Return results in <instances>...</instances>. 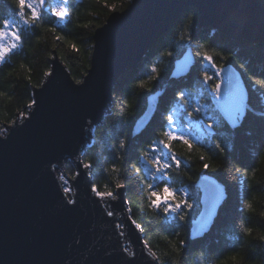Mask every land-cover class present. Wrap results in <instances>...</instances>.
I'll list each match as a JSON object with an SVG mask.
<instances>
[{
    "label": "trees",
    "instance_id": "obj_1",
    "mask_svg": "<svg viewBox=\"0 0 264 264\" xmlns=\"http://www.w3.org/2000/svg\"><path fill=\"white\" fill-rule=\"evenodd\" d=\"M132 1L65 0L68 15L63 23L45 15L30 28L20 30L19 47L0 63V129L27 113L33 88L40 87L50 72L54 52L72 78L82 81L90 68L95 30L112 12L124 11ZM17 8L15 0H0V27L10 14L16 15ZM188 45L195 65L186 76L172 78L174 63ZM205 53L218 68L233 65L240 72L250 106L238 129L226 126L230 129L228 145L217 141V148L216 139L214 145L189 140L193 145L189 149L182 141H170L165 136L167 116L180 92L187 97L197 89ZM156 76L159 79H152ZM163 89L155 115L141 134L134 135L148 97ZM252 108L260 111L253 113ZM93 137L82 155L84 164L91 165L93 185L100 192H116L117 183L124 185L130 217L141 226L144 242L158 264H264V43L235 40L213 27L200 26L197 9L187 6L149 46L140 62L119 77L110 113L95 128ZM120 140L126 142L124 150L118 148ZM160 141L168 143L171 154L180 161L178 167L167 170L168 186L185 185L195 198L200 194L195 186L198 177L209 174L226 189L227 199L215 225L195 241L190 235L191 221L200 210L195 212V203L181 213L184 220H168L162 209L150 203L148 184L156 182L144 167L155 154L151 146L155 142L158 147ZM205 163L209 169H204Z\"/></svg>",
    "mask_w": 264,
    "mask_h": 264
},
{
    "label": "water",
    "instance_id": "obj_2",
    "mask_svg": "<svg viewBox=\"0 0 264 264\" xmlns=\"http://www.w3.org/2000/svg\"><path fill=\"white\" fill-rule=\"evenodd\" d=\"M187 6L197 9L200 26L235 40L264 43V0H133L95 30L90 68L79 83L54 52L51 75L33 88L36 103L28 108L27 118L18 116L0 134V264H158L130 217L125 189L116 190L115 200L98 197L92 191L91 169L82 167V155L90 145L89 128L95 130L110 113L119 77L140 62ZM194 65L188 45L171 77L186 76ZM223 68L226 74L231 69L243 119L248 90L233 65ZM164 90L148 97L134 135L151 121ZM221 117L231 129L240 127L230 111ZM203 127L215 133L205 122ZM68 163L76 169L73 178L66 177L73 186L70 194L57 175L58 170L65 175ZM211 181L223 190L219 200L213 198ZM195 186L201 197L190 227L194 241L210 231L227 199L224 185L209 174H201Z\"/></svg>",
    "mask_w": 264,
    "mask_h": 264
},
{
    "label": "snow or ice",
    "instance_id": "obj_3",
    "mask_svg": "<svg viewBox=\"0 0 264 264\" xmlns=\"http://www.w3.org/2000/svg\"><path fill=\"white\" fill-rule=\"evenodd\" d=\"M15 2L18 4V8L16 11V15L20 18V20L25 25L31 26V24H35V22L40 20V12L37 10L36 4L43 5L45 0H15ZM106 2V0H105ZM30 13V16L26 17L25 10ZM52 15L57 17L58 19H64L68 13L66 8L64 7H58L56 9H53ZM11 38V43H7L6 38ZM22 41V36L20 32V28L17 25V22L13 18H7L2 21V27H0V63L5 61V58L13 51V49L17 48ZM72 47L75 49L76 46L72 45ZM78 50V49H77ZM202 59L209 62L210 66L214 71L211 75H209L207 72L204 73L202 84L207 89L208 92V109L209 111L216 114L218 117H221L223 114H226L227 112H231L238 121L242 122V109L238 100V93L237 90L233 88V75L231 74V69L227 70V74L225 72V69L223 67H216V65L212 62V57L208 56L206 53L202 57ZM155 71V69H153ZM45 75H51V72L46 73ZM152 79H159L158 76L152 77ZM215 79H219V83H215L214 86H210L208 84L209 81H214ZM79 83V81H78ZM223 86V87H222ZM141 88H144L145 85L141 84ZM184 93H179V98H183ZM36 101L32 100L28 107L31 108L33 105H35ZM197 112L200 111L199 108L196 109ZM21 118H27V113H21ZM189 116L192 115V113H188ZM175 124V121L173 120V117L171 115L167 116V128L169 131L165 132V136L169 138L170 141H176L180 140L184 144L188 145L189 149L193 147V145L190 143V141L184 137L183 135H178L175 131H173V125ZM209 128L212 127L211 124L208 125ZM0 132L7 133V129H0ZM163 144V142H161ZM126 147L125 140H120L118 144V148L120 150H124ZM152 151L153 153L157 152L159 149L155 146V142L153 143ZM163 147L170 150L169 144H163ZM220 145L217 144V148H219ZM167 159V157H165ZM201 159H204L203 156H201ZM149 163L154 167L155 171L153 172L152 179L156 182L149 183L148 189L150 190L148 195L150 198V203L153 207L156 209H162L164 213H179L182 211L183 208H192V204L188 203L187 200L179 199L175 192L168 186L167 184V170L173 166H179L180 161L176 158L175 154H171V159L169 162H162L159 157H156L149 161ZM83 168L87 169L90 168V164H83ZM204 169H209V164H204ZM115 170V169H114ZM214 170V169H213ZM139 171V169H137ZM237 172L241 171L239 168L236 169ZM79 175V173H77ZM207 180L208 177H205ZM211 184L213 186L212 195L213 198L216 200H219L223 195V190L220 188L219 185H216L214 181H211ZM124 187V185L117 183L116 188L120 189ZM159 187V190L157 188ZM65 192L70 191V189L65 188ZM92 191L100 198L104 197H110L113 200L117 198V194L112 191H106V192H100L97 190V187L95 185L92 186ZM68 204H74V200H69L67 202ZM129 212H131V209H128ZM108 216H112L113 213L111 211L107 212ZM180 220H184V215H179ZM135 223V221H133ZM137 228H140L141 226L139 224H136ZM123 235V233H121ZM264 238V237H262ZM181 244L184 243V241H180ZM130 257H134V252H128L127 248L123 249ZM232 260H238L242 259L239 257H231Z\"/></svg>",
    "mask_w": 264,
    "mask_h": 264
},
{
    "label": "rangeland",
    "instance_id": "obj_4",
    "mask_svg": "<svg viewBox=\"0 0 264 264\" xmlns=\"http://www.w3.org/2000/svg\"><path fill=\"white\" fill-rule=\"evenodd\" d=\"M64 2H65V0H47V1H45L44 6H42L40 4H36V7H37V10L40 12V17L42 18L45 15H52L53 9H56L58 7H64L65 8L66 2L65 3ZM25 13H26V17L30 16V13L27 11V9L25 10ZM8 18L15 19L20 30L30 28L29 25L23 24V22L20 20V18L17 15L11 16V14H10V16ZM65 18L64 19H58L56 17V19H57L56 22L61 24L64 22ZM1 27H2V25H1ZM5 42L11 43L12 42L11 38L10 37L6 38ZM17 48H15V49H17ZM15 49H13V51ZM201 69H202V75L199 78V81H198L199 85L197 84V89L193 92V94L187 95V97L184 96L183 98H179V100L176 101L174 107H172L173 109H172L170 115L173 117V120L175 121V124L173 125L172 130L175 131L178 135H183L188 140L199 141L200 143H204L206 140L209 143L213 144L214 139H216L215 140L216 144H217V141L218 142L221 141V144L224 143L225 145H228V142L230 139V129H228L226 127L222 117H218L216 114L209 111V109H208V92H207V89L202 84V79H203L204 73L207 72L209 75H211L212 72L214 71V69H212L209 62L204 60V59L202 61ZM218 82H220L219 79H215L214 81H209L208 84L210 86H214V84L218 83ZM185 97H186V99H185ZM197 108L200 109L199 112L196 111ZM188 113H192V115L189 116ZM20 117H21V115H20ZM203 118L208 120V122L212 125V127H215V129L217 130V135L213 136V135L207 134L205 132L203 125L200 122V120ZM168 131H169V129H168ZM233 131H235V130H233ZM0 134H3V133L0 132ZM93 134H94V129H93V127H90L89 128V135H88L90 145L93 142V138H94ZM161 142H163V144H168L164 141H160L158 143V147H157L159 150L157 152H155L152 159L159 157L162 162L166 163L167 159L169 158V155L171 154V150L164 148L163 144ZM165 157H167V159H165ZM144 170L146 172H148L151 176L153 175V172L155 171L154 167L151 164H147L144 167ZM64 173L66 176L63 174V172L61 170L57 171V175H58V178L62 184L63 189H65V188L70 189V191H68V192L64 191V192L66 194H70L72 192L73 186L69 182V180L75 176L76 169L72 166V164L68 163L67 171ZM167 178L168 177H166V179ZM170 188L175 192L176 196L179 199L187 200L188 203H190V200H191V202H193V203H190V204H193V205L195 203V205L197 207L195 212L200 209V201L198 200L201 197L200 194L198 196H196L195 198H192L191 189L185 185H181L179 188H176V187H170ZM197 192H199V190ZM114 193H116V192H114ZM109 198L110 197H104L102 199L104 201H107ZM187 210H188V208H183L182 211L179 213L169 212V213H166V216H167L168 220H172L175 218H179V215H181V213H183V211L187 212ZM217 218H216V220H217ZM216 220H215L213 226L215 225ZM120 222H121L120 223L121 228L123 229L125 226H123L122 218L120 219Z\"/></svg>",
    "mask_w": 264,
    "mask_h": 264
},
{
    "label": "bare ground",
    "instance_id": "obj_5",
    "mask_svg": "<svg viewBox=\"0 0 264 264\" xmlns=\"http://www.w3.org/2000/svg\"><path fill=\"white\" fill-rule=\"evenodd\" d=\"M245 106H247V107H249L250 105H249V103H246V105ZM253 110V113H257L258 111H260V110H258V109H256V108H252ZM257 116H259L258 114H256ZM246 116H247V113L245 114V116L243 117V119H242V122L245 120V118H246ZM240 122V126H241V124H242V122L241 121H239ZM230 142V141H229Z\"/></svg>",
    "mask_w": 264,
    "mask_h": 264
},
{
    "label": "clouds",
    "instance_id": "obj_6",
    "mask_svg": "<svg viewBox=\"0 0 264 264\" xmlns=\"http://www.w3.org/2000/svg\"><path fill=\"white\" fill-rule=\"evenodd\" d=\"M236 130V129H235Z\"/></svg>",
    "mask_w": 264,
    "mask_h": 264
}]
</instances>
